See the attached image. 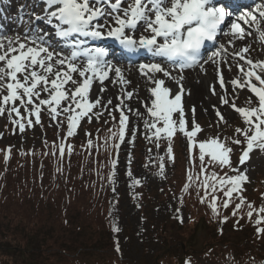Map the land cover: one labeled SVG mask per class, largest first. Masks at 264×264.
Wrapping results in <instances>:
<instances>
[{
	"label": "snow or ice",
	"instance_id": "1",
	"mask_svg": "<svg viewBox=\"0 0 264 264\" xmlns=\"http://www.w3.org/2000/svg\"><path fill=\"white\" fill-rule=\"evenodd\" d=\"M41 3L44 5L43 14H35L34 19L26 22L28 28L23 35L9 36L0 32V116L7 114L13 131L18 128L23 134L26 129L41 125V113L46 109L58 130L66 121L67 131L63 138L66 141L77 134L83 119L87 118L91 123L94 116L99 121L104 113L95 109L103 106L107 110L112 105L108 115L113 121L116 118L112 111L119 112L118 131L109 129L112 149L119 150L122 143H134L138 130L129 127L130 115L143 118L146 139L157 149L162 141L167 142L165 155L170 161L174 160L173 137L181 135L186 138L189 164L188 182L184 184L183 191L187 193L198 183V193L201 188L204 192L200 202L205 203L210 197L208 206L213 215L219 216L217 193H222L224 199L220 206L227 209L233 200H238L232 215L236 216L247 204V216L251 219L253 205L243 196V186L249 182V177L233 161L236 150L231 145L241 146L238 158L241 166L246 164L253 151L264 152V59H253L252 50L244 43L250 30L264 43V0H254L249 10L239 14L232 10L230 0L223 6H216L214 0H127L126 6H122L125 0H41ZM39 21L54 29L52 35L62 42L61 50H57L49 38L50 34L39 26ZM229 26L230 31H225ZM224 37H228L227 47L224 42L217 47V42ZM107 39L116 41L129 57L141 51L150 54L148 62L133 65L139 77L144 78L145 88L150 93L147 97L150 106L140 100L145 106L146 116L128 103L138 96L130 88L133 84L129 78L131 70L126 77L121 66L107 59L108 53L103 48L86 46L90 40ZM206 43H212L215 48L211 55L206 58L187 55L199 51L202 46L204 48ZM177 57L181 58L177 61ZM209 63L213 65L214 77L218 79L221 90L229 84L233 90L247 89L255 101L246 97L247 106H238L239 95L230 100L228 93L217 92V79L210 81L206 87L211 95L217 96L219 104L238 113L244 127H236L232 137L221 138L217 134L200 142L197 134L202 128L194 118L190 127L186 120L183 97L191 93L184 87L186 76L183 73L186 69L198 67L207 74L206 65ZM224 65L229 71L236 68L238 74L226 81L221 72ZM173 72L178 74L173 75ZM160 73L163 78L157 75ZM164 78L175 82L177 88L170 89ZM105 81L121 86V94L115 97L119 104L113 105V98L104 101ZM96 82L101 87L93 99L90 92ZM192 112L194 117L195 107ZM216 116L220 123H229L221 110H216ZM126 132L132 139L126 137ZM85 135L91 137V133L86 132ZM44 143L47 145L46 140ZM109 143V138H106L104 146L107 148ZM87 144L89 149L94 146L91 138ZM194 147H198V156L193 154ZM66 150L70 156L73 146L62 141L58 145L60 160ZM10 152L11 148L5 151V163ZM43 154L48 155L47 152ZM52 154H57L55 144ZM158 160L159 174L163 176L165 157L159 156ZM197 160L198 173L195 171ZM116 164L113 159V170ZM57 171L62 174L63 169L58 167ZM114 175V171L110 172L109 182L113 181ZM139 184V180L133 179L132 186ZM256 215V224H264V207H260ZM113 231L119 229L113 225ZM256 231L258 235L264 234V228L257 227ZM116 251L121 250L117 247ZM185 264H191V261L186 260Z\"/></svg>",
	"mask_w": 264,
	"mask_h": 264
},
{
	"label": "trees",
	"instance_id": "2",
	"mask_svg": "<svg viewBox=\"0 0 264 264\" xmlns=\"http://www.w3.org/2000/svg\"><path fill=\"white\" fill-rule=\"evenodd\" d=\"M53 145V143L47 142V145L42 144L35 149L28 150L0 144L1 231L3 230L13 238H20L19 242L22 243V246L17 248L22 250L23 255L34 252L39 255L49 252L50 254L44 257L48 264H89L90 255L96 252L97 257H100L101 251L104 253L108 252V255L104 254L93 264H129L121 261L112 252L111 248H113L115 235L112 233L110 223L106 218L108 202H111V204L117 202L118 205L116 207L118 206V210H120L122 194L119 191L122 185L118 186L119 182L116 173L117 170H121L122 166L119 167L117 164L113 170L110 162L112 152L108 153L106 151L99 155L98 164L95 163L94 165V150L85 148V144L74 146L72 154L69 156L65 153L63 159L60 160L58 154L56 156L52 154ZM9 148H11V152L7 163H5L4 154ZM21 152L34 154L21 155ZM45 152L48 155H44L43 153ZM165 161L168 162L166 157L164 163ZM58 167L63 169L62 174L57 171ZM131 169L133 170V166L127 172H130ZM112 171L115 172V175L113 176V181L109 182L108 176ZM152 171H156V169L154 168ZM172 179L173 175L168 183ZM160 181L154 177L152 190L146 192H144L142 182L138 186H134L133 189L138 200L148 205V207H152L160 199H165V201H162L165 202L167 207L168 203L172 202L173 215L177 213V209H179V212L185 209L194 217H196L195 213H198V218L199 214L202 213V218L206 219V221L216 217L208 206L210 197L205 203L200 202V197L204 195V192L199 190L198 193L197 184L190 187L187 193L183 191L185 182L183 172L182 182L180 184L176 183L177 190L175 192L171 186L164 185ZM150 185L151 183H147V186ZM254 194L264 198V190L262 188H259ZM243 196L247 202H251L253 205L254 214L251 219L247 216L249 211L247 204L242 206L236 216H230L228 212L231 210V214L233 213V208L239 202L238 200H233L229 207L225 209L220 206L223 199H218V210H223L219 211V215L226 216V214H229L236 221L249 220L250 222H255V228L252 229V232H255L256 237L261 239L264 234L258 235L256 229L257 227L264 228V224H256V219L258 218L256 211L260 207H264V200L262 201L263 204H258L255 197L249 192H243ZM57 210L58 213H56ZM60 216H66L69 219L67 220L65 217ZM21 221L27 223L29 228H25L24 222L21 223ZM58 221L60 223H57ZM1 224L4 227H1ZM34 226H37V229ZM45 226L47 230L44 233V237H49L47 242H52L47 245L48 248L45 247V238H42L37 243L35 241L37 230ZM63 226L69 228H63ZM149 226L153 228L150 232L159 234V239L161 240L162 232H160L158 224H155V226L150 224ZM55 231L61 234L55 235L54 238L53 232ZM40 235H42V232ZM96 235H99L98 240L95 239ZM89 240H96L98 245L109 243L110 249H97L96 245H91ZM41 241L43 242L42 246ZM84 243L86 245H83ZM261 244L251 246L258 247ZM51 246L54 247L49 249ZM245 246L248 247L247 245ZM170 247L173 246L168 244V248ZM2 248L4 247L0 245V249ZM209 249L213 251V248ZM246 251L248 252V250ZM257 252L261 254L264 251L259 250ZM209 254L211 253L207 255L209 256ZM212 255L210 257L211 264H229V261L232 264H253V262L254 264H264L263 256L256 257L251 254H242L245 258L230 249H218L215 253L212 252ZM234 255L237 256L233 260ZM164 257L166 258L167 254ZM167 264L170 263L167 262Z\"/></svg>",
	"mask_w": 264,
	"mask_h": 264
},
{
	"label": "rangeland",
	"instance_id": "3",
	"mask_svg": "<svg viewBox=\"0 0 264 264\" xmlns=\"http://www.w3.org/2000/svg\"><path fill=\"white\" fill-rule=\"evenodd\" d=\"M3 3H5L2 7L0 12L4 11L5 6L7 5L6 0H2ZM40 2V0H37ZM127 0H125V4L122 6H126ZM9 6V5H8ZM102 7H105L104 5H101ZM21 6L19 7V9ZM13 11L16 10V8H12ZM10 11V9H9ZM17 11V10H16ZM8 15V13H7ZM14 15V13H12ZM34 19V18H32ZM27 21H24L23 28H28V25L26 23ZM51 31H48L50 33ZM25 31L21 32H11L9 36H14L17 34L23 35ZM58 50V49H57ZM59 51V50H58ZM255 54H258L260 52V48L256 47L253 49ZM139 63L135 64L138 65ZM169 69H171V66H169ZM192 71H196V68L191 69ZM198 72V71H197ZM195 76V74H192ZM209 77L205 78L208 79ZM204 80V81H205ZM210 80V78L208 79ZM176 85V84H175ZM206 86V85H205ZM134 87V85H133ZM134 93H138L137 97H134L131 101H128V103L131 104L132 107L139 109L141 113H144L145 116L147 115L144 104L140 103V100L143 99L144 103L150 106V101L147 99V95L143 93V91H137V89H131ZM229 94V99L231 100L234 96L239 95L240 99L237 101L238 106L243 105L247 106L245 102L246 97H251L255 101V97L252 96L251 93L247 91V89L244 90H233L232 88L227 92ZM6 94V93H5ZM121 94V93H120ZM119 94V95H120ZM44 94H42L43 96ZM91 98L95 99L96 97L90 92ZM113 98V105L119 104V100ZM104 101L106 102L107 99L104 98ZM18 103V102H17ZM216 106V107H213ZM194 106H187L186 110V120L190 123L195 119V121L198 123V125L202 128V131L198 133L199 138L207 140L210 137H214L217 134L221 136V138L228 136L232 137L234 135V129L236 127H244L241 117L238 113L233 111L230 107L226 105L219 104L218 98H214V104L211 105L210 110L208 112L202 111L198 109L196 110L195 107V115L193 117L192 108ZM219 109L222 111V113L227 116L229 123L223 124L219 122V118L216 116V110ZM112 110V105L108 106V109L105 110L103 106H101L99 109H95L94 111H102L104 114L100 117L99 121L93 116L92 121L90 123V126H97L98 124L105 125V121L110 118L108 115V111ZM47 110H43L41 113V125H35L31 129H26V131L21 134L18 130V128L13 131V126L9 123V120L7 119V114L4 116H0V143L2 146L7 145H15L19 146V148L22 147H33L36 148L41 141L46 138L47 136L53 135L57 133V127L55 126V122H52L46 113H44ZM21 112L23 113V109H21ZM112 115L119 117V112L112 111ZM130 115V114H129ZM43 117L45 120H42ZM35 119L34 117L32 118ZM88 122V119L85 118L80 122V126L77 128V134L76 137L79 138L81 136V133L83 131V123ZM10 125V127H8ZM89 126V124H87ZM12 126V127H11ZM8 127V128H7ZM86 127V125H85ZM84 127V128H85ZM129 127L133 129H137V135L134 138V143H123L121 147V161L124 165V168H126L127 163L129 161V158L134 152V148L137 147L140 143V150L141 152L144 150L145 146V140L146 134L145 129L143 126V118L137 119L134 116L130 115V125ZM126 137L128 139H132V137L126 132ZM242 139V137H241ZM183 144L182 139L181 143L177 142V145L179 147L177 156H178V162L173 170V179L167 184V186H171L172 190L175 192L177 190V184H180L182 182V171L184 168V149L186 148V138H183ZM42 144V143H41ZM22 146V147H21ZM236 151L241 150L240 145H231ZM108 148V147H107ZM106 147H96L94 148V160L93 164H98V158L100 154H103L106 150ZM235 151V152H236ZM183 152V154H182ZM238 156L233 155L232 159L236 163L238 167H242L243 171L248 175L249 182L246 183V185H249V193H251L257 203L261 204L263 203L261 199V196H258L257 199L255 196V186L257 181H260L262 183L264 178V152H261L259 150L253 151L250 154V158L246 161V164L241 166L238 164ZM118 180H119V186L123 185L122 188H120L119 193L122 194L121 196V204H120V210H118V203L111 204L108 202V206L106 208V218L110 225H115L119 231H116L118 237V247L121 251V257L124 259L125 263L129 264H176L178 261L180 262L184 256L187 255L192 258H187L189 261H191L192 264H211L210 257H212V252L215 253L218 251V249H230L232 251H235L239 256H243L242 254H251L256 257L263 256L264 252H261V254H258L259 250L264 251V236H262L261 239H258L256 237V233L252 232V229L255 228L253 221H243L239 220L236 221L235 219H232L230 216L232 214L230 211L228 212L230 214H226V216H222L221 214L219 216H216L215 218L207 217L212 220L206 221L202 218V213L199 214L195 213V216H192L189 214L188 211L183 209L179 213H177V219L176 216L173 215V209H172V202L168 203V207L165 205V199H160V201H157L154 203L152 207H148V205H145L142 201L136 199L134 197V192L130 190V184H132L133 179H140L145 180L143 183L144 192L148 190H152L154 183L151 182L150 186H147V181H151L154 177V175L148 170L145 171L144 167H134V171L131 173V177H128V174L123 173V170L118 171ZM120 177V178H119ZM262 179V180H261ZM146 183V184H145ZM166 185V183H164ZM257 187V186H256ZM164 198V196H162ZM163 200V201H162ZM167 203V202H166ZM58 213V210L56 211ZM117 214L116 217L114 214ZM69 214V212H68ZM70 215V214H69ZM179 216V218H178ZM65 217V219H69V217L66 216H60ZM225 217H227L226 222L220 223L221 220H223ZM24 221H21V223ZM78 222V221H77ZM57 223H60L58 221ZM25 228H29L27 226V223H25ZM158 224V227H160V232L162 239H159V234L151 233L152 227L149 225ZM1 227H4L3 224H1ZM62 227V226H61ZM65 226H63L64 228ZM35 229H37V226H34ZM68 229L69 227H65ZM62 229V228H61ZM150 229V230H149ZM47 230L46 226L43 228H39L37 230V233L35 236L36 243L40 241L42 238H45V247L48 248L47 245L51 244L52 242H47L49 237H44V233ZM42 232V235L40 233ZM56 233V234H55ZM53 236L55 238V235L58 236L61 233L55 231L53 232ZM97 236V237H96ZM95 239L98 240L99 235H96ZM0 245H2L4 248L0 249V264H48L44 257L49 255L50 253L46 254H37V253H28L23 255L22 250L18 249L17 247L22 246V243L19 242L20 238H13L9 234L7 235L6 232L3 230L1 231L0 228ZM34 238V237H33ZM30 238V239H33ZM92 239V238H91ZM263 239V240H262ZM257 240L261 241L258 242ZM91 245H96L97 249L100 250H106L110 249L109 243H101L97 244L96 240H89ZM42 242V241H41ZM99 243V242H98ZM263 243V244H261ZM168 244L172 245L171 253H168ZM261 244L258 247H253L251 245ZM43 245V242L41 243V246ZM83 245H86L84 243ZM184 248H182L181 246ZM220 245V246H218ZM247 245L248 247H246ZM54 246H51L49 249L53 248ZM171 248V247H170ZM209 248H213V251H211ZM250 248V249H248ZM180 250V251H179ZM246 250H248V253ZM220 251V250H219ZM56 252V248H55ZM176 253V254H175ZM208 253L209 256L207 255ZM108 255V252L104 253L101 251L100 257H97L96 252H93L89 257V264H93L94 262H97L98 258H101L102 256ZM167 254L168 258H165L164 255ZM45 255V256H44ZM250 255V256H251ZM27 256V257H23ZM183 256V257H181ZM237 255H234V259H236ZM245 257V256H243ZM252 257V256H251ZM262 257V258H263ZM164 258V260L162 259ZM246 258V257H245ZM264 259V258H263ZM63 261V260H62ZM162 261V262H161ZM264 262V261H263Z\"/></svg>",
	"mask_w": 264,
	"mask_h": 264
},
{
	"label": "bare ground",
	"instance_id": "4",
	"mask_svg": "<svg viewBox=\"0 0 264 264\" xmlns=\"http://www.w3.org/2000/svg\"><path fill=\"white\" fill-rule=\"evenodd\" d=\"M240 1L243 2V0H240ZM6 2L8 3L7 5H9L8 7L11 11H13L12 8H17L21 6V9H20L21 16H24V15L28 16V13L30 11L33 13L35 11L34 14H40V13L41 15L43 14L42 10H43L44 5L41 4V2L37 0H6ZM228 2L229 1H227V3ZM38 7L41 8L40 9L41 12L40 11L38 12L36 10ZM231 7H232V10L236 12L237 6H234L231 3ZM240 9H243V7H241ZM38 23H39V26L45 31L52 32L51 34L49 33L50 34L49 38L54 42V45L61 46L62 42L57 40L54 37V35H52L54 33V29L51 26L45 24L43 21H39ZM17 28H19L18 23H16V25H13V26H10V25L7 26L3 22L0 28V32L7 33L9 30H16ZM227 39L228 37H224L223 40L220 41V43L224 42L227 47ZM111 40L112 39H107V40H102V41H91L90 40L87 42L86 46L103 48L108 53L107 59L108 58H109L108 60L113 59L115 61V64H117V66H121L124 69L126 77H129V70H131L132 74L129 78L133 81V84L130 86V88L137 89V91H143L145 95L150 96V93H148L145 88L144 78L139 77L138 70L132 67L131 62L128 60L126 54L123 52L122 48L118 45V43L114 40L112 41ZM244 43L247 46H249L250 49L252 50L251 56L253 57V59H264V43L258 40V36L254 31L252 30L249 31L248 37ZM116 47H118V49ZM217 47L219 46L217 45ZM256 47L260 48V52L258 54H255L253 52V49H255ZM228 50L231 51V47H229ZM137 54H138L139 61L150 59V54L145 53L143 51L138 52ZM206 68H207V74L201 72L198 67L196 71L194 70L191 71L190 69H186L185 72L183 73L186 76V79L183 81L184 87L186 90L190 91L191 93L190 95L185 94L183 97L186 110H187V106L191 105V106L196 107L197 111L198 109H200L202 111L208 112L210 110L211 105L214 104V98L217 96L211 95V92L208 90V88L205 85H207L210 81H213L214 79H217V78L214 77L213 65L209 63L208 65H206ZM221 72L226 81L230 80L231 78H234L238 74V70L236 68H233L232 71H229L227 68V65H224L222 67ZM177 74H178L177 72H174V75H177ZM192 74H195V76H193ZM157 75L163 78L162 73L157 74ZM207 77H209L210 80H208L209 78L205 80V78ZM164 79L167 81V78H164ZM167 83L170 89L177 88V86L173 85L175 82L167 81ZM104 86H106L107 88V91L103 94V97L106 99L111 98L113 96L116 97L121 93V86L118 84L113 85L111 82L105 81ZM100 87L101 85L98 82L94 83L91 93L95 97L97 96V92ZM230 89H231V85L229 84L226 86V89L221 90L219 88V83L217 79V83H216L217 92L227 93Z\"/></svg>",
	"mask_w": 264,
	"mask_h": 264
},
{
	"label": "clouds",
	"instance_id": "5",
	"mask_svg": "<svg viewBox=\"0 0 264 264\" xmlns=\"http://www.w3.org/2000/svg\"><path fill=\"white\" fill-rule=\"evenodd\" d=\"M202 49H203V46L201 47V49H200L199 51H196V52H189V53H187V55H190V56L194 55V56L199 57V56L201 55ZM180 58H181V57H177V59H180Z\"/></svg>",
	"mask_w": 264,
	"mask_h": 264
}]
</instances>
